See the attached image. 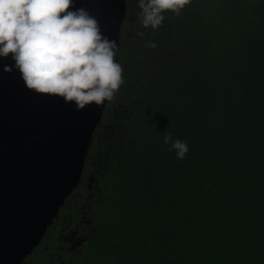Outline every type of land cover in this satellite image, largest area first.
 I'll list each match as a JSON object with an SVG mask.
<instances>
[{"label": "trees", "instance_id": "1", "mask_svg": "<svg viewBox=\"0 0 264 264\" xmlns=\"http://www.w3.org/2000/svg\"><path fill=\"white\" fill-rule=\"evenodd\" d=\"M140 14L126 0L124 83L65 200L90 222L79 264H264V0H191L158 29Z\"/></svg>", "mask_w": 264, "mask_h": 264}, {"label": "water", "instance_id": "2", "mask_svg": "<svg viewBox=\"0 0 264 264\" xmlns=\"http://www.w3.org/2000/svg\"><path fill=\"white\" fill-rule=\"evenodd\" d=\"M103 37L115 41L117 62L126 0H73ZM14 60L0 56V264H20L42 240L81 180L95 128L108 101L77 110L63 98L27 89ZM12 66L11 73L4 66Z\"/></svg>", "mask_w": 264, "mask_h": 264}, {"label": "clouds", "instance_id": "3", "mask_svg": "<svg viewBox=\"0 0 264 264\" xmlns=\"http://www.w3.org/2000/svg\"><path fill=\"white\" fill-rule=\"evenodd\" d=\"M73 0H0V56L11 54L27 89L74 103L77 110L113 100L124 83L115 41L103 37L84 9L70 11ZM191 0H138L144 28L158 29L163 13L180 14ZM143 35V33H140ZM154 48L151 42L147 45ZM5 65L4 72L11 73ZM169 151L183 159L186 141L164 136Z\"/></svg>", "mask_w": 264, "mask_h": 264}, {"label": "flooded vegetation", "instance_id": "4", "mask_svg": "<svg viewBox=\"0 0 264 264\" xmlns=\"http://www.w3.org/2000/svg\"><path fill=\"white\" fill-rule=\"evenodd\" d=\"M93 179V177H90L86 182L84 185L86 189H93ZM80 191L82 190L80 189ZM62 206L66 209L62 210ZM62 206L49 225L54 229H58L55 247L43 243L42 239L38 244L40 246L39 250L36 253H33L32 250L20 264H79L86 261L84 256L87 252L84 249H86L90 238L87 230L90 229V222L82 226L84 223L83 218L87 214L84 209L85 204L65 202ZM61 210L62 212H60Z\"/></svg>", "mask_w": 264, "mask_h": 264}, {"label": "rangeland", "instance_id": "5", "mask_svg": "<svg viewBox=\"0 0 264 264\" xmlns=\"http://www.w3.org/2000/svg\"><path fill=\"white\" fill-rule=\"evenodd\" d=\"M92 186H93V184H92ZM93 188H94V186H93ZM92 188H91V190H90V188H84V189H82V192H85V193H87V194H90L91 192H92Z\"/></svg>", "mask_w": 264, "mask_h": 264}]
</instances>
